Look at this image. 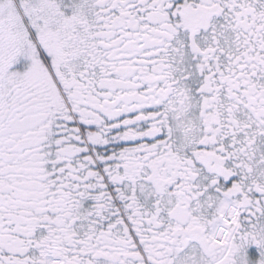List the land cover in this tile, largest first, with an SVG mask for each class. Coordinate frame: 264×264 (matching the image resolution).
<instances>
[{
  "label": "snow or ice",
  "instance_id": "6c2138e0",
  "mask_svg": "<svg viewBox=\"0 0 264 264\" xmlns=\"http://www.w3.org/2000/svg\"><path fill=\"white\" fill-rule=\"evenodd\" d=\"M0 264H264V0H0Z\"/></svg>",
  "mask_w": 264,
  "mask_h": 264
}]
</instances>
